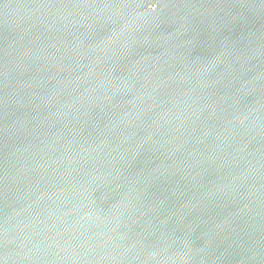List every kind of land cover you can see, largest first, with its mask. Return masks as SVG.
<instances>
[{
	"label": "water",
	"instance_id": "obj_1",
	"mask_svg": "<svg viewBox=\"0 0 264 264\" xmlns=\"http://www.w3.org/2000/svg\"><path fill=\"white\" fill-rule=\"evenodd\" d=\"M0 264H264V0H0Z\"/></svg>",
	"mask_w": 264,
	"mask_h": 264
}]
</instances>
